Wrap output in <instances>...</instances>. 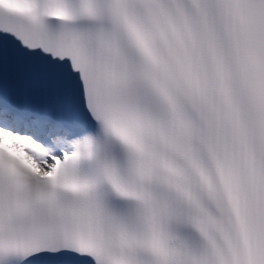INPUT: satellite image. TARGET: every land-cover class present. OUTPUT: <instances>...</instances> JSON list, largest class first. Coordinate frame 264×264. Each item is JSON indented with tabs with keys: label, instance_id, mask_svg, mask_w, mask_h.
I'll use <instances>...</instances> for the list:
<instances>
[{
	"label": "snow or ice",
	"instance_id": "obj_1",
	"mask_svg": "<svg viewBox=\"0 0 264 264\" xmlns=\"http://www.w3.org/2000/svg\"><path fill=\"white\" fill-rule=\"evenodd\" d=\"M0 264H264V0H0Z\"/></svg>",
	"mask_w": 264,
	"mask_h": 264
}]
</instances>
